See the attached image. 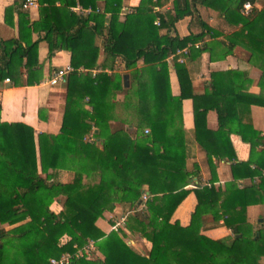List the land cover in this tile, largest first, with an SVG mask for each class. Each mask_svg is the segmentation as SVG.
<instances>
[{
  "label": "trees",
  "instance_id": "obj_1",
  "mask_svg": "<svg viewBox=\"0 0 264 264\" xmlns=\"http://www.w3.org/2000/svg\"><path fill=\"white\" fill-rule=\"evenodd\" d=\"M101 1L102 10L99 0H60L63 7H54L53 1L45 0L48 5L40 7L41 18L34 23V31L43 32L41 38L48 42V56L54 50H69L73 70L65 77L60 133L37 136L38 156L30 126L21 122L0 124V129L15 130L13 143L18 164L14 184L0 180V223L13 224L29 217L28 221L9 230L0 228V264H47L50 257L74 253L88 241H93L101 257H78L71 264H260L264 256V225L253 229L247 221L246 209L249 205L264 204V166L258 162L264 161V153L254 157L259 133L242 121L239 111L252 104L264 107V94H243L235 90L226 93L220 83L233 72H212L209 93L223 100L214 107L219 122L217 130H207L204 119L207 107L199 109L183 62L174 59L181 87V93L174 96L166 61L184 47L188 49L185 57L191 55L203 33L182 38L177 34L159 33L161 28L174 29L177 20L193 15L195 0H173V13L157 11L156 7L167 0H141L125 15L124 21L118 19L121 0ZM198 1L224 13L228 22L240 23L231 38L238 39L251 51L264 54V8L258 10L251 5L247 13H242L243 4L254 0ZM76 3L89 9L88 14L68 11L67 7ZM155 20L159 23L155 24ZM96 39L102 41L105 63L110 61L112 68L117 59L122 60L123 68L130 71L128 76L137 80L134 90L129 83L126 87L123 85L122 74L107 73L104 63L97 65ZM39 40L22 46L11 40L16 44L14 47H7L8 41H0V75L16 53L19 58H26V65L36 58ZM196 49L199 53L200 48ZM139 60L142 61L140 66ZM259 83H264V73ZM119 92L124 93V99H130L124 105L133 107L137 113V122H124L126 128L123 124L116 128L110 124L114 119L110 117L114 105L112 97ZM133 97L138 101H131ZM186 97L194 99L196 139L209 162L218 153L200 140L201 134L215 139L236 133L250 142V156L245 161H235L233 178L258 176L259 181L242 188L231 181L224 190L215 188L212 183L196 187L195 209L189 224L181 226L170 219L187 194L184 187L190 180L185 169L181 117V101ZM238 108L237 126L232 128L229 123L237 117ZM11 139V136H0L4 150L10 146ZM251 164L254 169H250ZM38 167L45 177L39 175ZM60 169L72 170L71 180L49 181L48 171ZM212 172L214 174L213 168ZM91 176L98 177V181L84 182L85 177ZM145 186L150 195L143 201ZM60 196L62 209L53 211L49 206ZM138 202L144 204L143 211L128 215L127 225L151 243L147 255L134 251L118 230L104 233L96 224L103 212L112 210L115 203L135 209ZM209 219L222 220L232 236L212 239L201 233ZM63 235L69 239L61 244Z\"/></svg>",
  "mask_w": 264,
  "mask_h": 264
},
{
  "label": "crops",
  "instance_id": "obj_2",
  "mask_svg": "<svg viewBox=\"0 0 264 264\" xmlns=\"http://www.w3.org/2000/svg\"><path fill=\"white\" fill-rule=\"evenodd\" d=\"M23 1L0 0V41H8L7 47H14L16 44L12 43L11 40L16 41L17 45L21 46L38 38L40 40L37 45L36 58L30 60V63L26 65V58H19L16 53L12 58V63L0 75V124L21 122L30 126L34 131L33 136L38 156L37 136L39 134L53 136L59 134L63 122L66 95L65 84L51 85L48 82V78L57 69L71 63V53L69 50L61 49L54 50L52 55L48 56V42L41 38L43 32L38 33L33 29L34 23L41 18L40 7L48 4H46L45 0L42 4L39 3V0H36L35 5L23 8ZM51 1H53L54 7H63V3L60 0ZM140 1L121 0L122 8L118 16L119 21H124L125 15L137 7ZM250 3L252 7L254 6L258 10L264 8V0H254V2ZM192 4L193 15H187L177 20L174 24V29L161 28L159 33L177 34L180 38L190 34L203 33L202 39L196 41L197 46H194L191 50V55L184 58L183 64L190 79V91L197 97L196 103L199 105V109L203 110L204 106L207 107L204 118L205 127L207 130L215 132L219 122L217 111L214 107L223 98L213 93L211 94V92L209 93L211 73L233 72L229 79L226 78L220 83V88L226 93L235 90L243 94H264V83H259L261 75L264 73V54L257 50L251 51L240 43L238 39L231 38L239 30L240 23L228 22L224 13L211 6L201 4L198 0H195ZM99 7L101 10L103 9L101 0H99ZM67 8L68 11L80 15H86L89 12V9L83 8L79 3ZM156 8L159 12L171 11L173 13V0L164 1ZM25 19L32 25L31 27L26 24ZM201 23L211 28L212 31H207L202 27ZM101 42V39H96L95 41V44L99 47L97 63L103 62L105 58ZM196 48H200L199 53H196ZM175 58L168 57L166 61L169 66L171 93L174 96H178L181 93V87L174 66ZM119 64L120 60L117 59V66L115 67L121 68ZM139 64H142V62L139 61ZM106 71L110 72V68H106ZM6 77L10 78L9 82L4 81ZM227 96L229 97V94ZM194 106V99L191 97L183 98L181 101L182 133L185 139L186 154L185 169L189 172L190 180L184 187L187 190V194L175 208L170 219V222L177 221L181 226L189 224L190 215L195 209L197 200L194 190L196 187L211 185L212 183L215 188L224 190L226 183L231 181H234L239 188L256 184L259 181L258 176L253 178L248 176L233 178L232 165L235 161H245L250 156V142L242 140L236 133H231L229 136L220 135L215 139L201 134L202 139L200 140L218 153L216 157L213 156L211 158V163L209 162L205 150L196 139ZM238 111L239 108L236 116ZM239 116L243 122L249 123L252 130L259 133L260 141L257 142L253 149L254 157L257 158L259 154L264 153V107L255 104L250 105L248 108L243 106L242 109L240 108ZM122 118L118 120L122 122L124 120ZM237 118L238 116L229 123L232 128L237 126ZM110 124L113 126L116 123L114 120H110ZM118 124L121 125L122 123ZM123 126L126 128V123ZM94 130L96 131V129ZM3 135L11 136L12 139L10 146L5 150L4 145L0 144V180L6 184H14L16 175L14 170L18 166L13 143L15 130L2 127L0 136ZM258 162L264 166L263 160H258ZM211 168L214 169V174L213 172L211 173ZM250 169H254L253 164L250 165ZM38 173L42 177L46 176L45 173L41 172L40 167H38ZM48 173L51 174L48 178L49 181L68 182L73 177V171L68 169L49 170ZM262 174H264V171ZM213 177L214 179H212ZM97 181L98 177L84 178V182L94 183ZM144 189L145 193L150 195L146 186ZM55 199V202H58L62 197H56ZM57 210L59 209H56V212ZM142 211L139 202L135 209L115 203L112 210L103 212L102 217L96 221V224L103 231L105 229L110 232L112 226L116 222H120L117 230L121 237L134 251L147 255L151 248V243L139 232L131 230L127 225L128 215L141 214ZM246 217L248 223L252 225L254 221L262 222L259 226L262 227L264 225V204L247 206ZM28 219L29 217H26L13 224L8 222L0 223V228L9 230L28 221ZM201 233L212 239L232 236L231 230L223 225L222 220L214 223L212 219L206 222ZM61 238L65 241L68 236L63 235ZM95 256L101 257L100 252L96 249L91 251L88 258L92 259ZM260 264H264V256L261 257Z\"/></svg>",
  "mask_w": 264,
  "mask_h": 264
},
{
  "label": "built area",
  "instance_id": "obj_3",
  "mask_svg": "<svg viewBox=\"0 0 264 264\" xmlns=\"http://www.w3.org/2000/svg\"><path fill=\"white\" fill-rule=\"evenodd\" d=\"M36 4V0H24L22 7L23 8H29L32 5ZM251 8V4L249 2H246L243 4L242 13H247L249 9ZM155 24H158L159 22L157 20L154 21ZM194 46H197L195 43ZM188 49L187 47H184L182 49H177L175 53L171 54L169 57H175L177 55L176 59L179 62H183L185 58V53H187ZM73 70V67L70 64H67L59 69H57L51 77L48 78V82L51 85H56L60 83H65V77L66 75ZM10 78L6 77L4 79L5 82H9ZM147 132V130H145ZM146 193L143 194L142 200L145 201L146 199ZM144 208V204H141V209ZM118 225H120V222H116L112 226V230H117ZM61 239V238H60ZM66 242V241H65ZM64 242V243H65ZM63 244V242H60ZM92 250H95V246L93 244V241H88V243L84 244L82 247L77 248V250L74 253L64 252L59 257H50L48 259L47 264H71L72 260L74 258L78 257H89Z\"/></svg>",
  "mask_w": 264,
  "mask_h": 264
},
{
  "label": "rangeland",
  "instance_id": "obj_4",
  "mask_svg": "<svg viewBox=\"0 0 264 264\" xmlns=\"http://www.w3.org/2000/svg\"><path fill=\"white\" fill-rule=\"evenodd\" d=\"M98 40V39H97ZM120 60V59H119ZM139 61H141V60H139ZM106 62H108V63H105V60L103 61V62H101V63H104L105 64V66H107L106 68H110V66L109 65H111L109 62L110 61H108V60H106ZM142 62V61H141ZM138 63V66H140V65H142V64H139V62H137ZM123 62H122V60H120V66H121V68L120 67H115V66H117L116 65V62L114 63V65L115 66H113L112 68H110V72H112V71H115L116 70V72L115 73H120V74H122V75H124V74H127L128 75V73L130 72L129 70L127 71V70H125L124 68H123ZM97 65H100V63H98ZM117 68V69H116ZM117 70H119L118 72H117ZM110 72H108L107 71V73H110ZM129 77V76H128ZM130 77H129V79H128V83H129V86L131 85V88H132V90H134V88L138 85V82H137V80H134V78L133 79H131V81H130ZM112 98H114V105L112 106V108H111V112H110V117H111V119L112 118H114V119H112V120H114V122L116 123V124H114L113 126L116 128V127H118V126H120L118 123H122V124H124V122H129V121H132L133 123H136L137 122V113L133 110V107H127V106H125L124 105V103H125V101H129L130 99H124V93H122V92H119V93H117L114 97H112ZM112 98L109 96L108 97V101L110 102V101H112ZM131 101H138V98H136V97H133V100L131 99ZM125 114H126V116H125ZM131 114V115H130ZM134 114L136 115V116H134ZM123 117V118H122ZM119 118H122V119H124V120H122V122L121 121H119L118 119ZM123 126V125H122ZM86 139L88 140V137H86ZM90 140H92V138H90ZM62 199H60L58 202H55V200L50 204V206H49V208L50 209H52L53 211H56V209H59V210H57V212L58 211H60V209H62ZM261 217V216H260ZM115 221V220H114ZM215 223V222H214ZM262 224V222H258V221H254V224L252 225V228L254 229L255 227H259L260 225ZM101 228V227H100ZM102 229V228H101ZM257 229V228H256ZM112 230V229H111ZM109 232V230H105L104 229V233H108ZM67 236V235H66ZM68 239H69V237L65 240V241H68ZM64 240H63V238H61L60 239V242H65Z\"/></svg>",
  "mask_w": 264,
  "mask_h": 264
},
{
  "label": "water",
  "instance_id": "obj_5",
  "mask_svg": "<svg viewBox=\"0 0 264 264\" xmlns=\"http://www.w3.org/2000/svg\"><path fill=\"white\" fill-rule=\"evenodd\" d=\"M123 85L126 87V86H128V75L127 74H124L123 75ZM256 235H257V233H256ZM255 235V236H256Z\"/></svg>",
  "mask_w": 264,
  "mask_h": 264
}]
</instances>
